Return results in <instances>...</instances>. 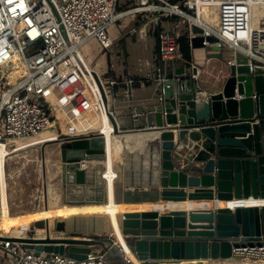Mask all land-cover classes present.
Segmentation results:
<instances>
[{"label":"water","instance_id":"95a60500","mask_svg":"<svg viewBox=\"0 0 264 264\" xmlns=\"http://www.w3.org/2000/svg\"><path fill=\"white\" fill-rule=\"evenodd\" d=\"M193 32L192 48L205 47V37L198 35L202 28L194 25ZM206 38L216 41L213 35ZM189 62L168 68L164 96L159 98L156 91L150 107L136 118L140 125L122 126L109 113L117 134H152L139 155L142 169L124 184L115 183L117 201L264 198V67L255 66L252 72L246 59H237L226 65L223 77L202 79L203 74ZM104 97L107 100L105 92ZM56 142L61 199L78 204L108 202L106 137L95 133ZM157 151L158 164L154 162ZM39 152L35 206L42 194L44 200L48 195L45 147L40 146ZM82 160L89 161L87 167H82ZM118 220L141 264L224 259L234 256V247L264 244V204L133 209L123 211ZM6 239L37 255L58 253L83 259L103 250L108 264H136L116 239L108 216L101 213L36 219L24 235L0 234V241Z\"/></svg>","mask_w":264,"mask_h":264},{"label":"built area","instance_id":"2783aa9c","mask_svg":"<svg viewBox=\"0 0 264 264\" xmlns=\"http://www.w3.org/2000/svg\"><path fill=\"white\" fill-rule=\"evenodd\" d=\"M131 1V5L119 9L120 0H0V86L4 87L0 98V149L2 145L14 149L18 141L53 128L58 131L56 141L95 133L107 137L103 129L95 128L96 117L105 110L117 117L114 104L122 94L128 97L129 89L122 93L116 87L120 83L116 78L94 70L81 46L96 37L109 50L114 40L107 27L129 14L154 12L151 20L155 22L161 16H178L187 23L190 46L196 35L195 25L202 28L198 35L205 37V46L230 49L227 64L246 59L252 72L255 66L264 67V0ZM206 7L217 9V28L201 18ZM209 35L216 41L207 40ZM179 36L171 29L157 32L152 80L157 81L159 98L165 93L163 80L169 65L183 58ZM15 55L26 65V74L19 82L5 85L1 69L13 65ZM124 82L131 86L133 80ZM141 113L132 108L128 116L136 121ZM9 156L6 154L7 160ZM88 162L82 160V167ZM0 247L13 257L14 264H108L103 250L76 259L58 253L37 255L10 239L1 240ZM233 255L234 264H264V244L234 247ZM248 257L252 261L245 262Z\"/></svg>","mask_w":264,"mask_h":264},{"label":"crops","instance_id":"0c3cea01","mask_svg":"<svg viewBox=\"0 0 264 264\" xmlns=\"http://www.w3.org/2000/svg\"><path fill=\"white\" fill-rule=\"evenodd\" d=\"M153 15H150V17H142L141 14H139L140 17L136 21V23L133 26H131L128 30L123 31V33L120 34V37L114 40V44L112 45V47L115 45V48L113 49L111 47L108 51V67H107L108 70L104 74L99 72L101 75H111L112 77L116 78L120 82L119 84L116 85V87H118V90L121 91L122 93L126 91V88L129 89L130 95L127 97L126 95L122 94V96L119 99H117V101L114 104V110H115V113L117 114V118L120 124L125 127H132L133 125H137V126L140 125L139 120L133 121L128 116V114L130 113V110L132 108H137L139 111L144 112L150 107L149 105H150L151 99L155 97L157 94L156 91L158 90V84L154 80H152V75H153V70H154V63H155L157 52H158V48H157V31L158 30L157 28L159 24H161L164 27V29H171L177 32L179 35H182L186 31L188 32L186 22L182 20L184 23H186L185 26H183L179 22H176V19L180 18L178 16L176 17L161 16L159 21L155 22L151 20ZM133 28H136V31L133 32ZM129 35H132L134 38L137 37L138 39H141L142 41H145L146 43L149 42L151 36L153 37V41L151 43V48L149 50V53L147 54V56L143 58V60H141L145 62L142 66H133V65L130 66L129 60L127 59V57H129V52L127 50V47L126 46L120 47V44L117 43L118 41H122V40H125L126 42V39ZM230 52H231L230 49H228L227 47L219 48L216 46H205V47L191 48L190 60L185 59L182 53L183 58L179 61H176V63H171L169 67L172 68L175 66V64H181V63L191 61L192 62L191 64L197 67L199 73L203 74L201 76L202 79H207L209 76L223 77L226 73V65H227L226 59L229 56ZM129 78L133 80V83L131 86L126 85L124 82V80L129 79ZM205 88L209 89L207 85L205 86ZM95 124H98V126L95 128L102 127L103 123L101 120V116H99L98 122L94 123V126ZM110 124H111V131H113L114 126L111 121V118H110ZM57 136H58V133H53V134H49V135L38 137V138L45 139L46 141H48ZM144 140H145V147H146L148 143L147 141L148 139L144 138ZM30 141H32V139H30ZM25 142L27 141L17 143V146H21L25 144ZM142 147L143 146H141L137 142L134 144L133 149L132 148L129 149V147L128 149L133 152L137 151L139 152V155L142 156V154L146 150L145 147L143 148ZM126 153H127V149H126ZM125 155H123V157ZM10 158H8L7 163L9 162ZM9 166L10 165H7L6 167V170L8 171L7 177L8 179H12L14 178V174L17 172L18 166L11 165L12 168H10ZM142 166L144 165L140 164L138 160L134 162V165H126V164L124 165L122 159H119L117 165H115L116 167L115 171H117L118 169L120 173L119 178H117L118 176L117 177L115 176L114 178V179L117 178L116 183L120 186L126 179H129V180L133 179L134 176L138 174L137 172L142 169ZM127 167L129 169V173L126 171ZM131 170H134L135 174H132ZM55 171H57V169L54 170V165H46V181H47L48 190H49L48 181L51 177H53V174ZM58 172L60 173V167L58 169ZM16 183L17 184L19 183L18 178H17ZM123 186L126 187L125 185ZM48 195L45 200H44V195L43 194L41 195L40 202H39L40 204L38 206L34 205L33 198H32V201L29 202L31 205L29 206V208H27L29 210L23 211L25 213L23 217L26 218L25 222L22 221V224L18 226L15 223L13 224V221H9V223L6 222L5 224L0 225V232L7 229L10 232L16 233V232H20V231L27 229L29 225V220L31 217H33V214L39 211V209L45 208L46 204L49 206L48 209L51 210L54 208L56 209V211L63 213V214L66 212H70V211L78 212L79 209H84V207L88 205V203L87 204H69V203H65L61 199V196L54 197V196H48ZM162 201L163 200L160 199L158 201H143V202H133V203L141 204L138 207L141 209L142 208H145V209L153 208V209L162 210V207H161ZM187 201H190V200H187ZM193 201L201 202L204 200H193ZM99 204L100 203H91L90 207H97ZM154 204H156L155 207L153 206ZM187 204L189 203L187 202ZM227 205H228V200H227ZM202 206L203 205H197V207H202ZM1 207H2V203H1V198H0V219H4V217L1 215ZM170 209H175V208H170ZM186 209L188 208L186 207ZM18 216H22V215H19L18 212L12 213V217L17 218ZM58 217L63 218L65 216L61 215ZM120 241L123 242V238H121ZM0 264H4V262L0 260Z\"/></svg>","mask_w":264,"mask_h":264},{"label":"bare ground","instance_id":"6f19581e","mask_svg":"<svg viewBox=\"0 0 264 264\" xmlns=\"http://www.w3.org/2000/svg\"><path fill=\"white\" fill-rule=\"evenodd\" d=\"M201 18L205 19L209 23L211 22L212 27L217 28L218 22H217V9L215 7L213 8H204L201 13ZM1 69L4 74L5 78V85L7 82L16 83L19 82L20 79H23V77L26 74V65L22 62L21 58L19 55H15L13 57V65H4ZM202 98V96L200 97ZM108 111L105 110V113L101 115V120H102V127L99 129H103V131L106 133V139H107V159L105 160V165L107 164V168L105 170V177L108 180V185H109V201L104 203L100 202V204L97 207H90L91 203H96V202H90L88 205L84 207V209H79L78 212L75 211H70L66 213H60L56 211V209H48V207H45L43 209H39V211L35 212L33 214V217L30 218L29 220V225L28 228L20 231V232H10L7 229L4 231L0 232L1 235H24L28 231V229L32 226L33 222L36 219H42V218H50L51 220L53 218H56L58 216L64 215L65 217H70L73 214H105L108 216V221L113 227V230L116 235V239L120 241L121 238H123V242H121L124 246V249L126 250L127 256L131 258L136 264H141L140 260L137 259V257L132 253L131 249L128 247L126 243L125 236L123 234V231L121 229V225L118 220L119 214H121L123 211L126 210H133V209H141L138 208L141 204L133 203V202H126V201H117L115 199V183L117 181V178H119L120 173L119 170L115 171V165H117V162L119 159H122L124 165L125 164H134L135 161H139V152H133L129 149L134 148L135 143H139L141 146L145 147V140L146 136H150L152 134H144L143 132H126L124 134H117L115 132V128L113 131H111V124H110V117H109ZM114 126V125H113ZM43 133V132H42ZM41 134V133H40ZM38 137L31 138L32 141L28 144H23L21 146H16L14 149H10L9 147H6L2 145V148L0 149V198H1V215L4 217V219H0V225L5 224L8 221H13V224L21 225L22 221L25 222L26 218L23 216H18L17 218L12 217V212L10 211V201H9V191H8V174L6 170V163H7V157L6 154H10L9 157L10 159H13L15 156L19 155V153H24L26 150L30 148H35V147H40L44 146L45 143L48 144V142H43L46 141L45 139H41ZM56 139H59V137L52 138L51 140L56 141ZM30 140V139H29ZM28 141V140H27ZM53 141V142H54ZM43 143V144H41ZM53 144V143H52ZM28 145H31L29 148ZM50 147V146H49ZM129 147V149H128ZM142 147V148H143ZM26 148V149H24ZM141 148V147H140ZM124 149H127L126 155L123 157V151ZM38 150V149H37ZM49 152V151H48ZM136 153L135 156H133ZM157 160H154L156 164H158V156L159 152L157 151L155 153ZM145 163L149 164L151 163L150 160H148V157L145 158ZM14 160V159H13ZM23 161V160H22ZM9 170V169H8ZM115 176L117 177L116 179ZM49 186V185H48ZM10 187V186H9ZM51 188V186H50ZM52 190V189H51ZM11 191V190H10ZM56 195V194H55ZM60 195L57 194L56 197H59ZM55 197V196H54ZM163 200V199H161ZM65 202V201H64ZM187 202L189 204H187ZM68 203V202H65ZM102 203V204H101ZM132 203V204H131ZM161 211H170V208H179L182 209L185 207L187 208H194L197 207V205H203L202 207H217V206H235V205H254V204H259L262 205L264 204V198L258 197L255 198L254 196L250 197H243V198H233L228 200V205H227V200H204V201H172V200H163L161 202ZM69 204H78V203H69ZM82 204H87V203H82ZM233 204V205H232ZM154 207L156 204L153 205ZM39 208V207H38ZM37 209V208H36ZM145 209V208H142ZM153 209V208H150ZM67 214V215H65ZM6 217V218H5ZM105 227V226H104ZM39 232H43L44 230L39 228ZM235 257H229V258H199V259H183L180 261H161L156 264H234ZM246 261H252L250 257L245 259Z\"/></svg>","mask_w":264,"mask_h":264},{"label":"rangeland","instance_id":"374dc122","mask_svg":"<svg viewBox=\"0 0 264 264\" xmlns=\"http://www.w3.org/2000/svg\"><path fill=\"white\" fill-rule=\"evenodd\" d=\"M153 14L154 12H146V13H141V16L150 17V15ZM139 17L140 16L138 13L129 14L123 17L122 19H120L119 21H115L112 24H110L107 27V32L110 34L113 40H116L117 38L120 37V34L123 33V31L128 30L131 26H133L136 23V21L139 19ZM179 19H176V22H179L180 24L185 26L186 23H184L181 18ZM152 41H153L152 36L150 37L149 42L146 43L145 41H142L137 37L134 38L132 35H129L126 39V42L125 40H122V41H118L117 43L120 44V47L122 46L127 47V50L129 52V57H127V59L129 60L130 66L131 65L142 66L145 62L141 60H143V58L147 56V54L149 53ZM112 48L114 49L115 45ZM81 50L84 53V56L86 57L88 64L94 70L102 74L106 73V71L108 70L107 67H108L109 50L105 49L96 37H91L88 41H86L81 46ZM3 90L4 87L0 86V98L2 96ZM97 120H99V117H96V121ZM97 126L98 124H95V127ZM53 133H58L57 129L53 128L46 130L37 137H42ZM20 142L23 141H18L17 143ZM44 147L46 152L45 154L46 159L48 158V160H46V165H54V170L57 169V171L54 172L53 177H51L48 181L49 183L48 196L56 197L57 194L61 196V178L58 172V169L61 165V157L59 154V150H60L59 143L56 141L48 142V144H45ZM39 149L40 147L30 148L26 150L24 153H19V155L13 158L14 160L10 159L9 162L7 163V165H10L9 166L10 168H12L11 165L18 166L17 172L14 174L15 179L14 178L8 179L9 181L8 191L10 193L9 194L10 211L12 213L18 212L19 215L24 216L25 213L23 211L29 210L27 208H29V206L31 205L29 202L32 201L36 186L37 165H38V161L40 160ZM125 154H126V149H124L123 151V155ZM17 178L19 181L18 184L16 183ZM12 259L13 257L11 255L9 256L6 255L5 250L0 247V260L4 262V264H14V261Z\"/></svg>","mask_w":264,"mask_h":264},{"label":"trees","instance_id":"16d2710c","mask_svg":"<svg viewBox=\"0 0 264 264\" xmlns=\"http://www.w3.org/2000/svg\"><path fill=\"white\" fill-rule=\"evenodd\" d=\"M172 1H174V0H172ZM131 4H132L131 0H125V1L120 0L119 8L122 9L123 6L127 7ZM123 8H125V7H123ZM174 17H176V16H174ZM161 29H164V27L161 24H159L157 30L159 31ZM179 43H180V49L183 53L184 58L187 60H190V58H191V46H190V40H189V35H188L187 31L179 36Z\"/></svg>","mask_w":264,"mask_h":264}]
</instances>
